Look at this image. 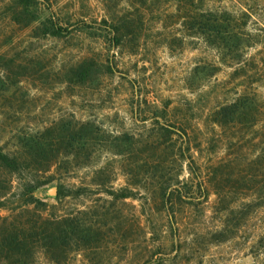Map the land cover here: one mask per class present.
<instances>
[{
  "label": "rangeland",
  "instance_id": "374dc122",
  "mask_svg": "<svg viewBox=\"0 0 264 264\" xmlns=\"http://www.w3.org/2000/svg\"><path fill=\"white\" fill-rule=\"evenodd\" d=\"M261 4L264 9V2ZM161 7L157 1L151 11L148 0H0V61L12 57L7 70L0 67V122H10L24 132L47 125L59 127L62 122L101 129L97 143L85 144L96 156L79 162L86 191L79 197L63 199L57 211L50 208L47 213H72L79 208L87 223L94 219L99 223L107 221L112 228L106 226L96 248L70 250L65 264H264V213L251 212L241 221L243 207L232 198L228 205L237 212L229 214L231 222L222 226L226 218L216 211L214 195L204 198L193 187L195 177L187 162L176 159L177 147L182 145L177 136L167 138L174 145L168 149L171 162L165 166L170 173H180L190 180L171 207L168 204L167 209L160 199L144 191L146 187L152 190L149 182L141 184L144 188L136 197L115 199L103 192V182L115 190L130 187L131 159L124 156L133 147L131 137L145 140L158 135L159 124L143 121L151 131L147 133L135 119L133 94L146 100L141 107L145 109L158 96L162 103L170 101L168 116L161 122H175L182 119L170 110L180 107L177 102L194 104L201 93L210 89L219 96L233 92L234 80L222 65L214 75L192 73L196 62L208 56L195 49L193 42L180 45L176 40L171 50H161L151 60L143 49L145 31L141 28L137 32L133 26L159 21ZM13 10L19 13L18 23L11 19ZM114 19L124 21L130 30L119 47L113 46L115 37L108 28ZM43 22L66 27L69 32L55 38L44 36ZM91 58L116 60L120 73L99 74L85 84L65 80L72 68ZM198 85L201 88L192 90L191 86ZM203 105L202 110L184 114L195 126L210 108L206 102ZM14 140L9 132L0 136V144L8 148ZM230 141L226 139L225 143ZM80 148L84 149L82 144ZM224 149L217 153L218 157L226 156ZM55 185L54 180L35 195L49 206L55 205ZM135 218L140 228L134 226Z\"/></svg>",
  "mask_w": 264,
  "mask_h": 264
},
{
  "label": "trees",
  "instance_id": "16d2710c",
  "mask_svg": "<svg viewBox=\"0 0 264 264\" xmlns=\"http://www.w3.org/2000/svg\"><path fill=\"white\" fill-rule=\"evenodd\" d=\"M157 1L163 10L159 21L133 26L137 32L141 28L149 32L148 36L143 35V49L151 60L157 58L159 51L171 50L176 40L180 45L193 42L195 49L208 56L196 62L192 73L214 75L222 65L234 80L233 92L219 96L210 89L201 93L194 104L187 100L177 102L176 106L181 103L180 107L170 110L182 119L175 122H161L168 116L170 101L162 103L158 96L145 109L141 107L146 100L133 94L135 119L147 133L151 131L143 121L159 124L158 135L145 140L131 137L133 147L124 156L131 159L128 161L130 187L115 190L103 182V192L115 199L136 197L144 188L141 184L149 182L152 190L146 187L144 191L160 199L168 209V204L183 195L190 180L180 173H170L165 166L171 162L168 149L174 145L167 138L177 136L182 145L177 147L176 159L187 162L190 174L195 177L193 187L204 198L214 195L218 202L216 211L226 218L222 226L231 222L229 214L237 212L228 205L232 198L239 200L245 211L239 215L241 221L251 212L264 213V9L261 4L264 0H148L151 11ZM12 12L11 19L18 23V11ZM42 24L44 36L55 38L69 32L52 22ZM108 28L115 38L121 37L114 38L115 47L123 44V36L130 31L120 19L111 21ZM11 59L0 61V67L7 70ZM115 73H120L116 60L91 58L72 68L65 80L85 84L99 74ZM201 86L191 88L198 90ZM203 102L210 108L195 126L184 114L202 110ZM0 123V136L9 132L15 139L10 148L0 144V264H65L70 250L99 246L109 222L99 223L94 219L87 223L79 208L58 215L52 211L59 209L57 205L63 199L79 197L86 191L79 162L96 156L85 144L97 143L101 129L79 128V122H62L59 127L47 125L41 130L24 132L10 122ZM226 139L232 141L227 144ZM81 144L86 150L80 148ZM224 148L228 153L218 157L217 153ZM54 180L57 203L49 206L35 192ZM50 208L53 210L47 213ZM135 219L134 226L140 228L141 223Z\"/></svg>",
  "mask_w": 264,
  "mask_h": 264
}]
</instances>
